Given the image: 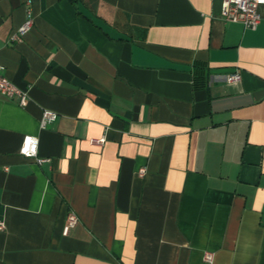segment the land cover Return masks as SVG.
Returning <instances> with one entry per match:
<instances>
[{"label":"crops","instance_id":"obj_1","mask_svg":"<svg viewBox=\"0 0 264 264\" xmlns=\"http://www.w3.org/2000/svg\"><path fill=\"white\" fill-rule=\"evenodd\" d=\"M223 2L0 0V264H264V3Z\"/></svg>","mask_w":264,"mask_h":264},{"label":"built area","instance_id":"obj_2","mask_svg":"<svg viewBox=\"0 0 264 264\" xmlns=\"http://www.w3.org/2000/svg\"><path fill=\"white\" fill-rule=\"evenodd\" d=\"M264 3V0H224L222 7V15L226 21H241L248 28H255L261 21L259 6ZM34 25V17L31 10L28 11V16L25 22L20 26L19 30L12 35V40H18L20 37L29 31ZM242 79L239 71L228 74L227 81L229 83H238ZM8 97L17 99L21 106H26L29 102L28 92L14 84L4 73V67L0 64V98ZM58 117V113L43 109L40 120V126L46 128L50 123L54 122ZM95 142H103L104 138L93 140ZM39 138L33 134H26L23 138L20 152L28 157H36L40 163L49 161V158L38 157ZM146 169L141 168L139 173L143 175ZM79 216L75 211H70L67 216V221L64 227V233L69 234L70 230L77 224ZM4 228V223L0 222V229ZM214 253L205 251L204 260L209 264H214Z\"/></svg>","mask_w":264,"mask_h":264}]
</instances>
